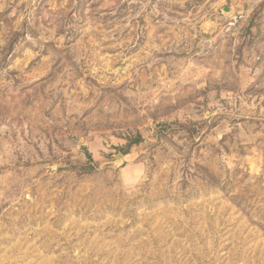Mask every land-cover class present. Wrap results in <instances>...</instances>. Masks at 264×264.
Segmentation results:
<instances>
[{"label": "rangeland", "instance_id": "1", "mask_svg": "<svg viewBox=\"0 0 264 264\" xmlns=\"http://www.w3.org/2000/svg\"><path fill=\"white\" fill-rule=\"evenodd\" d=\"M0 264H264V0H0Z\"/></svg>", "mask_w": 264, "mask_h": 264}, {"label": "trees", "instance_id": "2", "mask_svg": "<svg viewBox=\"0 0 264 264\" xmlns=\"http://www.w3.org/2000/svg\"><path fill=\"white\" fill-rule=\"evenodd\" d=\"M135 143H137V142H135ZM130 147H131V145L129 146V148H130ZM123 150H124V149H123ZM125 150H126V149H125ZM125 150H124V151H125ZM90 169H92V168L90 167Z\"/></svg>", "mask_w": 264, "mask_h": 264}]
</instances>
